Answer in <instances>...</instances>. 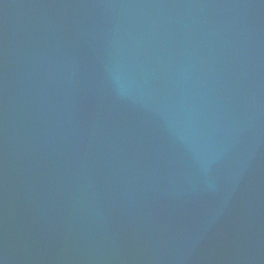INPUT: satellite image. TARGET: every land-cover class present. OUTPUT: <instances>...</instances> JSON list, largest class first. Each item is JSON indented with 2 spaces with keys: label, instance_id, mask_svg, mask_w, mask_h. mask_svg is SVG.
Instances as JSON below:
<instances>
[{
  "label": "water",
  "instance_id": "obj_1",
  "mask_svg": "<svg viewBox=\"0 0 264 264\" xmlns=\"http://www.w3.org/2000/svg\"><path fill=\"white\" fill-rule=\"evenodd\" d=\"M0 264H264V0H0Z\"/></svg>",
  "mask_w": 264,
  "mask_h": 264
}]
</instances>
